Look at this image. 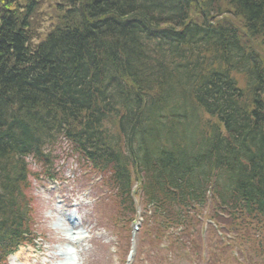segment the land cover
I'll return each mask as SVG.
<instances>
[{"label":"trees","instance_id":"1","mask_svg":"<svg viewBox=\"0 0 264 264\" xmlns=\"http://www.w3.org/2000/svg\"><path fill=\"white\" fill-rule=\"evenodd\" d=\"M38 1L0 0V234L14 241L26 230L23 155L26 149L38 150L45 134L55 138L64 133L86 142L87 154L112 164L124 187L130 162L145 172L149 193L185 188L181 200L188 203L198 196L202 200L203 185L215 173L226 177L225 188L234 190L233 197L241 195L244 208L264 213V59L250 45L259 38L264 46V0H225L224 8L210 0H84L101 19L92 33L72 2L61 0L50 30L33 43ZM192 11L199 20L190 18ZM224 11L231 15L222 16ZM17 27L22 29L19 36ZM131 63L136 72L128 68ZM161 63L181 68L182 79L200 95L183 91L177 102L173 80L153 84ZM29 64L34 71L28 78L22 75H28ZM234 74L243 75L241 85ZM96 88L113 95L97 97L92 93ZM104 107L113 111L103 114ZM188 107L224 120L234 130L235 149L228 150L224 141V147L208 151L213 143L209 139L204 146L203 136L197 146L186 144L185 132H195L196 126L195 114L186 121L180 113L187 115ZM92 108L98 114L90 120L92 128L101 139L96 145L75 124H82ZM104 116L125 139L104 141L105 120L97 129ZM219 131L217 126L209 129ZM220 150L233 158L230 168L217 154Z\"/></svg>","mask_w":264,"mask_h":264},{"label":"rangeland","instance_id":"2","mask_svg":"<svg viewBox=\"0 0 264 264\" xmlns=\"http://www.w3.org/2000/svg\"><path fill=\"white\" fill-rule=\"evenodd\" d=\"M59 2H61V0H40L39 9L41 10V15L39 20L43 23L42 30L47 28L49 24L48 20L56 13L55 6ZM190 18L192 20H199V14L196 11H192L190 12ZM259 43L260 40L257 38L254 39L250 45L264 56V48L259 45ZM244 44L248 45V42ZM237 78L240 80L239 76H237ZM60 148L61 150L59 147L52 149L53 167L51 172L61 174V177L57 181L42 179V165L32 161L29 163L31 176L30 185L26 194L27 197L29 196L30 198V214L36 221L34 224L35 230L42 231V236L46 241V244L41 245L40 249L44 247L52 248L53 250L64 248L63 245L66 243L65 230L63 227L62 229L57 227L59 224L62 226L64 225L59 221L57 215H63L61 212L62 209H64L65 212L70 209L76 212L78 220L82 222V227L86 231L85 233H88L86 238L87 250L81 254V260L86 264H123L124 251L126 249L125 245L127 242L126 234L124 233L117 236L114 232L111 233L104 229H96V226L102 224V221L100 222L95 211H91L95 202V190L93 187L95 179H90L89 175L85 174L79 168L84 167V165L77 163L76 154L74 152H69L66 149L65 143ZM88 187H91V190L88 189ZM91 193H93V197H90ZM82 196L85 198V201L81 200ZM102 199H105V195L102 196ZM113 204H116V202L109 199L108 206H112ZM57 205H60V211L57 210ZM99 210H103V206L100 207ZM218 211L219 209L213 204H209L206 208L207 214L211 215L217 212V215L221 216ZM136 215L139 220V214ZM221 222L225 224V226L228 225V222L224 219L221 220ZM89 230H91L93 234L89 233ZM214 230L217 237L221 238L217 233V230L221 231L218 224L217 229ZM138 234L139 232L136 233L137 240L140 239V235ZM254 237H264V231L255 232ZM94 240L97 243V247L92 250L89 243ZM37 242L38 247L40 244L39 241ZM143 246L147 247V243L144 240ZM235 248V251L241 254L243 264H254L257 260L264 258V245L258 248L236 245ZM20 250H22V248L19 249L17 253L20 252ZM232 252H234V250ZM32 255H34V253H32ZM42 256L43 255H41V257ZM30 261H33V259ZM135 264L143 263L135 262ZM144 264H150V262L147 261Z\"/></svg>","mask_w":264,"mask_h":264},{"label":"bare ground","instance_id":"3","mask_svg":"<svg viewBox=\"0 0 264 264\" xmlns=\"http://www.w3.org/2000/svg\"><path fill=\"white\" fill-rule=\"evenodd\" d=\"M70 1L72 2V5H73V8L72 9L78 11L83 16L84 21L87 24H89L86 27H88L90 29L89 32L92 33L93 32V27L94 26H98V24L101 22V19L99 18V16L96 15V12H93L92 10L90 11V3H87L84 0H70ZM96 1H102V0H96ZM96 1H93V3H95ZM210 1H212V2H214L216 4H220V7L221 8H224L225 6H227L225 0H210ZM210 6H214V5H211L210 4ZM233 6H235V5L233 4ZM221 14L223 16L224 13H221ZM204 19H205V21H206V23H207L208 26H212L213 21L211 19H209L208 17H205ZM109 26H111V24H109ZM16 29L17 30H15V31H16V33L19 36V34L22 33V29L20 27H17ZM109 30L112 33L114 32L110 28H109ZM114 42L117 43L118 42V39L117 38L114 39ZM108 46L110 48L111 44L108 43ZM262 47L264 48L263 45H262ZM24 51H26L25 48H24ZM261 58L264 59V56H262ZM39 59H43V55L40 56ZM155 59L158 62L161 60L160 57H157ZM33 64L31 66H30V64H29V66H26L29 69L28 70L29 71L28 72V75L27 74H24L22 76H26V77L29 78L30 75L33 74V71H34V69H33L34 68V65ZM113 64H116L117 66H120L121 65L120 62H118V61H113ZM164 65L165 64H163V63H161L159 65L160 68H161V70H159V71H161V72H155V70H154L155 76L152 79V80H154L153 84L162 83V82L167 81V80H173L172 81V88H173L174 100L177 101V102L179 101L178 94L180 92H183V91L186 92V93H188L192 97H194V96L197 97L198 95H200V92H198L197 90H194L186 81H184L182 79V71H179L178 72V70H180L181 68H175L173 66H170L169 67L168 65H165L166 68H167V72H164L163 71V69L165 68ZM128 68L131 71H133V72H136L137 71V65H135L133 63L129 64ZM19 69H24V67L21 66V67H19ZM168 70H171L172 75L169 73ZM60 74H64V73L61 72ZM63 77H65V75ZM197 78H200V77H197ZM92 93H95L97 95V97L100 96V93H102L103 95L105 94V97H103V99H105V98L110 97L111 95H113L111 92H107L108 93V95H107L104 90H101V88L93 89L92 90ZM32 98H34V99L37 98L36 94H33ZM98 101H100V99ZM109 103H110V100H109ZM144 103H145V100H142L141 99L140 105H142V104L144 105ZM143 105H142L141 108H138V109L141 110V113L143 111ZM104 109H105L104 111L100 110V112H102L103 114H105V113L110 114L113 111L111 109H108V107L107 108L104 107ZM97 115L98 114H97L96 108H92V109L89 110V117L87 119H85L82 122V124L79 122V120L75 122L76 127H77L78 130H80V131L82 130L83 131V129H84L86 131L85 133H87L90 136L87 139L93 145H96V144L99 143V141H101V139L97 136V130L94 129L95 128V125L93 123H91V121H90V120H94ZM124 115H126V114H124ZM148 115L153 116L152 114H148ZM106 118L107 117L104 116L101 119V121H98V127H97V129L101 130V123L104 120H106ZM175 121L178 122L179 120L176 119ZM216 122L219 123L222 126V128L224 129V132L223 133H219V134L218 133L205 132L203 134V137H202V144L205 146V143L209 139H211V141H212L213 144L211 145L210 148H207L206 147V149L208 151H212L214 149V146L215 147H224V145H225V142L224 141H226V143L228 144V145H226V148H228V150H230L229 149V146L232 149H235V146H237V145L235 144L236 142L232 138V134L234 133V130H231V131L228 130V127L226 126L225 121L222 120V119H220L219 117H216ZM177 124H179V123H176V125ZM92 127H94V128H92ZM90 138H92L93 140H91ZM22 143H23V146H24L23 149L25 150L29 146V140H28V138H26L25 140H23ZM217 154L220 155L221 157H223V158H225V159L228 160L226 163H224V166L227 167V168H230L231 165H232V162H233V158L231 159L229 156H227L223 150H220ZM245 163H246V161L243 162V163H239V164H245ZM57 175L58 174L55 173V172L52 173V176L53 177H57ZM140 177H141L142 180H147L148 179V177L145 176V172L144 171H140ZM187 191H188V189L186 190L185 188H178L177 189V193H183V194H185ZM57 227L62 229V226L61 225H58ZM69 237H70V240L69 241L71 242L73 240V236L69 235ZM66 249L68 251L70 250V248L68 246H66ZM68 253H69V256H71V253L70 252H68ZM21 256H23L25 259L22 260V261H18V260L15 261V258H12V262H14L15 264H27V262L29 260V256L27 257V255H25V253H23Z\"/></svg>","mask_w":264,"mask_h":264},{"label":"clouds","instance_id":"4","mask_svg":"<svg viewBox=\"0 0 264 264\" xmlns=\"http://www.w3.org/2000/svg\"><path fill=\"white\" fill-rule=\"evenodd\" d=\"M58 264H80V258L75 254V252H73L71 256L58 262Z\"/></svg>","mask_w":264,"mask_h":264}]
</instances>
